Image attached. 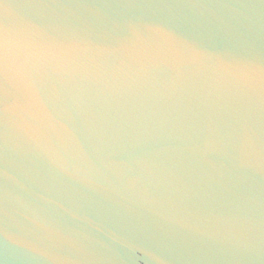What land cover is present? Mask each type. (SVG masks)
I'll list each match as a JSON object with an SVG mask.
<instances>
[{
	"label": "water",
	"instance_id": "obj_1",
	"mask_svg": "<svg viewBox=\"0 0 264 264\" xmlns=\"http://www.w3.org/2000/svg\"><path fill=\"white\" fill-rule=\"evenodd\" d=\"M0 264H264V0H0Z\"/></svg>",
	"mask_w": 264,
	"mask_h": 264
}]
</instances>
